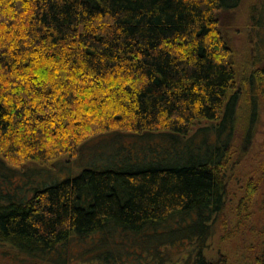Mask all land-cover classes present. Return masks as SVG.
Segmentation results:
<instances>
[{
    "label": "trees",
    "instance_id": "obj_1",
    "mask_svg": "<svg viewBox=\"0 0 264 264\" xmlns=\"http://www.w3.org/2000/svg\"><path fill=\"white\" fill-rule=\"evenodd\" d=\"M242 2L0 0V243L37 264H264V154L240 168L264 56L239 62L219 32ZM111 132L160 141L73 174ZM41 172L65 178L29 186Z\"/></svg>",
    "mask_w": 264,
    "mask_h": 264
},
{
    "label": "rangeland",
    "instance_id": "obj_2",
    "mask_svg": "<svg viewBox=\"0 0 264 264\" xmlns=\"http://www.w3.org/2000/svg\"><path fill=\"white\" fill-rule=\"evenodd\" d=\"M259 3L261 0H243L240 6L236 7L234 10L224 11L219 14V24H220V35L224 36L225 39L229 41V45L234 49L236 58L240 62L243 60L244 56L250 53L251 55L259 54L264 56V6H261V12L257 11L256 17H259L260 25L252 21L251 23V9L252 4ZM264 5V4H263ZM263 8V9H262ZM256 19V18H255ZM264 64V62L262 63ZM160 141L159 139H149V138H139L131 134L124 132H111L107 134H102L97 137H94L85 143H83L77 152L76 157L69 161L71 169L74 172L73 174H78L82 169H84L87 164H104L110 159H116L117 157H125L127 159L135 160L138 156L142 157L147 151H149V145L154 142ZM264 105L262 109L261 121L258 126L257 135L255 139V144L253 152L242 166V171L248 173L253 166L256 165V158L258 155L262 156L264 153ZM115 155V156H114ZM130 157V158H129ZM163 158V160H165ZM160 160H155V164H151L155 167H158L160 164L166 162H160ZM148 162L139 161V163L132 164L130 166H137L138 170L144 169ZM78 167H75V166ZM81 165V166H80ZM32 168L43 169L40 166L35 164L29 165ZM58 168V165L56 166ZM239 168V171L241 170ZM54 175V178H59L62 180L65 178L63 175L55 173H38L30 175L29 186H42L44 183L49 182ZM50 183V182H49ZM26 184V185H28ZM243 184L241 181L240 185L236 184V181L233 184L234 191L238 192L240 186ZM231 202L233 206L237 202V197H231ZM229 223H231V207L229 211ZM221 233L214 238V255L217 254V248L221 245L223 251H228V246L221 241ZM173 252H177L178 249H172ZM74 254V252H72ZM74 257L76 255L74 254ZM79 260V257L76 258ZM84 261V260H83ZM233 264H237L238 259L236 255L232 256ZM0 264H37L34 260H31L27 257L26 254L21 251L12 248L7 244L0 243Z\"/></svg>",
    "mask_w": 264,
    "mask_h": 264
}]
</instances>
